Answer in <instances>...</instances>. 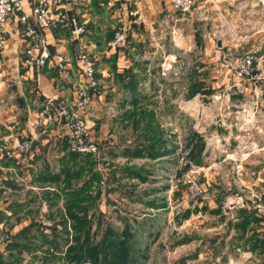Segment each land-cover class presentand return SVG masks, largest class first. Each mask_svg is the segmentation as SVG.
<instances>
[{
	"label": "rangeland",
	"instance_id": "rangeland-1",
	"mask_svg": "<svg viewBox=\"0 0 264 264\" xmlns=\"http://www.w3.org/2000/svg\"><path fill=\"white\" fill-rule=\"evenodd\" d=\"M224 6L228 8L225 3ZM142 18L145 19L144 14ZM145 20L144 28L135 29L134 36L138 37L129 35L127 47L135 45L134 51L127 47L124 49L128 66L138 65L134 69L138 75L134 87L140 94L138 103L135 106L131 103L132 88L129 85L127 89L123 87L130 79L122 76V82H119L108 67L104 78L98 73L101 84L98 93L92 98L93 107L88 106L82 116L90 139L99 149L96 156H91L95 163L93 171L99 178L88 193L92 199L95 197L88 212L94 218L91 232L95 234L93 240L100 241L105 227H111L122 240L126 239L123 241L125 250L121 253L128 251V255L125 253L128 264H206L221 251L230 258L231 235L235 238L234 244H241L240 250H237L239 253L245 247L242 245L244 241L238 239L239 235H245L246 229L238 224L243 221L245 214L253 213L263 221L262 214L255 208L257 204L264 206V198L261 199L264 197V81L256 84L244 81V85H239L234 80V63L246 54V50L230 52L226 63L221 61L223 66L211 59L217 41L221 45L224 43L223 53L226 54V49H229L225 41H229L230 37L225 34L227 27L223 19L209 31L211 46H207L205 52L190 50L186 53L182 52L181 31L183 40L191 46L193 40L198 41L199 38L197 21L185 22L183 30L181 25L177 26L180 32L176 29L175 32L166 33L162 28L153 37L148 16ZM259 22L263 23L264 18ZM227 23L232 22L229 20ZM101 24H110L106 16ZM241 25L245 27L244 23ZM104 31L100 36L98 33L95 36H102L103 39L106 35ZM259 35L254 36L255 47L264 46V39ZM241 36H245V30ZM154 43L160 46L157 51L152 47ZM253 54L257 63L264 67V55L258 56L257 52ZM208 59L212 60L211 64L207 63ZM203 60L205 67L196 66V62L201 63ZM257 63L255 66H258ZM203 78L204 84L198 83L197 80ZM12 80L10 86L3 84L0 87V121L14 119L17 128L27 130L25 125L28 122L24 120L27 116L17 114V108L24 109L22 106L26 102L28 107L36 103H31L23 96L21 91L24 86L16 74ZM242 89L246 91L245 94L239 92ZM33 111L37 112L36 107ZM139 111L144 112L142 125L150 123L153 118L151 127L158 128L163 134L164 143L161 142L159 157L147 154L130 157L124 154L135 148L143 149L145 153L149 151L150 142L145 138L149 134L148 129L142 131L141 127L135 130L133 120L129 118L140 115ZM85 114L90 115L85 119ZM37 115L32 119L29 117V125L33 124L30 133L36 139L44 138L52 142L53 146L59 140L60 132H38L40 124H36ZM45 127L47 130L54 126ZM60 131L61 135L66 132L65 128H60ZM31 137L28 131L25 134L14 132L13 141H28L26 139L31 140ZM199 137L203 141V158L201 155L193 157L197 152L194 149ZM67 154H61L54 147H45L41 151L42 160L38 163L44 164L43 168L50 176L59 174L55 182L46 181L35 187L36 184H27L26 180L25 186L22 183L19 186V182L15 183V189L5 187L7 192L3 195H8L7 201L20 205L14 208L15 214L8 220H2L7 222L4 223L5 228L8 229L9 224H32L28 233L31 243L41 245L43 237H55L60 244L64 243L67 235L64 234L61 221L68 189L60 169L64 165L62 158H66ZM59 155L62 156L60 159ZM25 157L21 160L31 162L28 155ZM32 167L39 171L42 168ZM126 168L130 172L127 173ZM72 170H76V167H72ZM135 173L141 177L135 176ZM89 177L90 174L85 173L82 179L73 178L70 184L72 188H78ZM194 186L202 193L192 198L190 193ZM58 196L59 199L54 200ZM228 222L234 224V231ZM52 227L57 229L54 235ZM69 228L70 223L67 222L68 236L71 237ZM43 253L38 251L37 256L41 258ZM127 256L131 260H127ZM242 257L234 259L232 263L245 264L246 260ZM219 261L221 264H231L230 260L219 258ZM34 264L42 263L38 260ZM45 264L69 263L53 258Z\"/></svg>",
	"mask_w": 264,
	"mask_h": 264
},
{
	"label": "crops",
	"instance_id": "crops-1",
	"mask_svg": "<svg viewBox=\"0 0 264 264\" xmlns=\"http://www.w3.org/2000/svg\"><path fill=\"white\" fill-rule=\"evenodd\" d=\"M37 3L38 0H26L23 3V10L26 13H30L32 8L37 5ZM224 3L228 5V8H225ZM110 5H115V7L121 6L123 11L119 14H115ZM65 10L76 16L78 23L83 26L84 34L82 35V41L87 49V52L92 57L100 77L103 78V74L107 72L108 67L112 73L116 72L121 75L125 70L132 66V64L128 66L124 58V49L127 47L129 39L121 49L117 50L116 53L115 51L106 50L105 42L110 39L109 37L111 35V31L113 33L116 28L124 25L128 29V37L129 35L138 37V35L134 36L136 33L135 29L139 30L144 28L146 25L145 19L147 16L150 22L149 29L152 31L151 35H153V37L154 35L157 36L158 31H160L162 28L166 31V33H169L171 31L175 32L179 25H181V30H183L185 22L193 20L198 22L197 32L199 38L197 39L198 41L193 40L191 46L187 45L183 40L184 38L182 31L180 29L177 30L178 32L181 31L180 39L182 42H179H181L183 53L189 52L190 50L193 52H205L206 47L211 46L209 42L211 33L209 31L216 27V24L219 20L223 19V23L226 24L227 27V32L225 34H228L230 37L229 41H225V44H229L227 45L229 49H226V52L228 50L226 54L223 53L222 48L224 47V43L221 45V42L217 41L213 55L211 56V59H213L214 62L217 60L219 64L223 66L221 61L226 63L228 58L227 55L231 54L230 52L237 53L241 50H246L244 53L253 54V52H257V55L261 57L264 55V46H254L256 44L254 37L256 34H260L259 36L264 39V22H259L260 19L264 18V10L257 1L253 0H195V8L188 15L175 12L169 0H109L108 3L104 0H86L85 2L79 3L70 2L65 5ZM95 10H97V12H95ZM129 11H133L136 14L131 17L127 14ZM143 14L145 15V19L142 18ZM104 16H106V20H108L110 23L109 25L101 24ZM229 20H231V24L227 23ZM241 23H244L245 27H242ZM104 29L106 35L103 36V39H101L102 36L101 38L95 36L96 33H98L100 36V33H102ZM5 30L6 41L3 50L0 51V87L3 86V84H5L6 87L10 86L9 84L12 83V79H14V75L16 74V77L21 80L22 85L24 86V90H22L21 93L24 97H27L31 103L35 102L36 105H33V107H28V102H26V104L22 106L24 109L17 108V114L27 116V118L25 117L24 119L28 122V125H25V128H28L27 130L17 128V124L15 123L14 119H7L5 122L4 120H2L3 122L0 121V145L6 144L9 147V142L10 140H13L14 132L20 131L25 134V131H28V134L32 136L31 140L26 139L32 143V151L28 154V159H30L31 162L25 163L22 161L21 158L25 157V155L22 154H16L10 159L0 156V233L6 234L9 239L5 245L0 246V264H34L35 261L38 260L42 263L40 260L44 257L42 250H36L34 253L23 251L19 259L14 260L13 257L15 255L17 256V251L11 247L13 242H15V235L21 230L27 228L29 225L28 223H19L15 225L9 224L8 229L4 227V223L7 222H3L2 220H8L12 214H15L14 208L20 205L11 203V201H7L9 199L8 195L4 196L3 194L7 192L5 187L8 189H15V183L20 182L18 185L21 186L20 184H24V182L27 180V184H36L37 186L35 187H38L41 185V183H43L38 182L36 179L38 176H41L38 174L45 175H42L43 177L49 176V173H46V168H43L44 164L38 163L39 160H42L40 155L41 151H43L45 147H54L55 150L61 154H63V152H72L69 147V139L65 135L67 133L65 132L63 135L60 134V128H63L60 122L43 123L40 124V128H38V132L42 131L43 133L45 131L47 133L53 131L54 134H58L60 132L58 135L59 140L56 142V144L53 143V146L51 145L52 142L44 138L36 139V136L31 134L29 131L33 130V124L29 125V123H31L30 119L36 117L37 114H41L45 107L47 98L54 100L56 106L62 105L68 109H72L76 100L74 91L81 81L80 70L76 62L77 46L69 35L68 31L59 29L56 34L47 35L45 37L47 42L46 49L49 55V59L47 60L46 64L43 67L30 68L24 64V49L26 42L21 40V28L17 23V20L14 18L8 19ZM37 30L40 32L39 29ZM201 30L204 31V34H202ZM243 30H245V36H241V32ZM213 33H215V30L212 32V35H214ZM250 37H253V39L249 40L248 38ZM170 39H173V37ZM152 47L155 51L160 48L158 43H154ZM127 48L131 51H134L135 45H132L131 47L129 46ZM251 49H254L255 51H252ZM122 50H124V52H122ZM58 54L63 55L69 61L65 72H60L57 70L51 60L55 55ZM115 54L116 58H113ZM38 55L39 51L36 52V56ZM211 59L207 60L208 64H211ZM257 62L258 60L256 58L255 64ZM182 64H184V62ZM205 64L206 63L204 60L201 61V63L196 62V66L205 67ZM257 64L258 66L255 67H261L259 63ZM136 67H138V65ZM136 67L134 68L135 70ZM137 77L138 75H136V78ZM197 81L201 83L205 82L204 78ZM242 85H244V83H242ZM239 92L241 94H245L246 91H243L242 89ZM7 97L8 94L6 95V98ZM188 97L190 99V96ZM93 104L94 102H90L88 106L92 105L93 107ZM35 107L37 112L34 113L33 109ZM52 110H54V107ZM88 115L90 114H85L84 118L86 119ZM46 125H51L54 127L46 130ZM17 135L21 134L18 133ZM33 140L35 141L33 142ZM200 155L203 158L204 152H201ZM61 157L62 156L59 155L58 158L60 159ZM33 165L37 166L38 168H42L40 171L37 168L34 170L32 167ZM257 170L259 169L257 168ZM19 177L21 179H19ZM263 198L264 197H261V199ZM205 208L206 207H204V209ZM8 210H11V212H8ZM228 223L233 230L234 224L232 225L231 222ZM263 226L264 225L261 220L257 224L251 223L246 229L245 235H239L238 239L243 240L244 244L242 245L245 246L242 247L243 251L240 253L237 250H240L239 247L241 244L238 242L234 244L235 238L233 239V235H231L229 247L230 250L228 251L230 258H228L227 255H224V253L222 254L221 251L219 255L218 253L214 255L213 261L207 262L206 264H221L219 258H222V260L226 261L230 260V263L233 264L232 262H234V259L237 260L242 256V258H245L246 260L245 264H264L263 250L260 248L253 249L251 243L248 242L249 238H251L252 241L264 240ZM38 251L43 253L41 258L37 256ZM198 255L199 253L197 256Z\"/></svg>",
	"mask_w": 264,
	"mask_h": 264
},
{
	"label": "built area",
	"instance_id": "built-area-1",
	"mask_svg": "<svg viewBox=\"0 0 264 264\" xmlns=\"http://www.w3.org/2000/svg\"><path fill=\"white\" fill-rule=\"evenodd\" d=\"M26 0H0V51L3 50L6 41L5 26L8 19L14 18L21 28V40L26 42L24 49V64L30 68L43 67L49 55L46 49L47 35H54L59 29L68 31L69 35L76 43V62L78 64L81 81L75 89V102L72 109L65 106H56L54 100L47 98L44 109L37 117V124L61 123L65 128L70 142L72 152L80 155L96 156L99 152L98 146L92 142L88 129L85 126L83 114L86 112L92 98L98 93L101 80L98 77V71L92 57L82 41L84 28L78 23L77 17L65 10V5L70 2H85L86 0H38L30 13L23 10V3ZM109 2V0H104ZM173 10L177 13H190L195 8V0H169ZM257 1L264 10V0ZM115 14L123 11L122 7L110 5ZM129 16L136 13L129 11ZM40 32H38V30ZM128 29L122 25L116 28L110 39L105 42L107 51L121 49L127 41ZM39 55L36 56V52ZM53 65L60 72H65L69 61L63 55H55L52 59ZM256 57L252 53L241 55L235 61L233 77L237 84L244 81L256 84L264 81V67H255ZM54 107V110L52 108ZM9 147L6 144L0 145V156L10 159L16 154L28 155L31 149V141H13L10 140ZM202 193V192H201ZM200 190L194 186L191 188V197H198ZM258 213L263 216L264 225V206L257 204ZM6 234L0 235V246L8 242Z\"/></svg>",
	"mask_w": 264,
	"mask_h": 264
},
{
	"label": "trees",
	"instance_id": "trees-1",
	"mask_svg": "<svg viewBox=\"0 0 264 264\" xmlns=\"http://www.w3.org/2000/svg\"><path fill=\"white\" fill-rule=\"evenodd\" d=\"M111 36L112 33L110 37ZM128 39L129 37L127 38V40ZM113 58L116 57L114 56ZM136 66L137 64H133L121 75L114 72L116 80L119 79V82H122L120 79L122 76L128 77L130 79V82H128L126 85L124 84L123 87L124 89H127V85H129V88H132L133 91L131 92L133 96L131 98V103L133 106L138 103L137 99L140 95L139 92L136 91V88H134L137 85V80L135 79L136 74L134 73V68ZM139 113L140 115L129 118H132L135 130L141 127L142 131L148 129L149 134H147L145 138L148 140V142H150L149 151L145 153V150H138L137 148H135L133 151H125L124 154L125 156L130 157H142L145 154L150 157H159V155L161 154L160 150L162 148L161 142L164 143L163 134L161 133V131H158V128L156 129L151 127L154 121L153 118L150 123L142 125L141 118L144 115V112L139 111ZM194 150L197 152L193 155V157H199L201 152L203 151V141L201 138L197 140V144ZM62 159V163H64V165L60 169V174L63 175V181L66 182V188L68 190L65 192V213L63 214L61 224L62 228L65 230L64 234H66L67 237L63 241V244H60L58 239L55 237L53 239L43 237L41 245L33 244L30 242L31 238L28 236L30 229L33 227V225L31 224L15 235V242H13L11 247L17 251V256L15 255L13 257L14 260H18L23 251L34 253L36 252V250H42V252H44L42 264L51 261V259L53 258L61 259L64 263L69 264H82L86 262H90L92 264H128V262L125 261V253L126 255H128V251H125V253H121L122 250H125L123 246V243L125 242L123 241L126 239L122 240L119 235H116V232L114 233V230H112L111 227H109L108 225L105 227V229L103 230L104 232L102 233L103 238L100 241L93 240L95 238V234L94 232H91L94 218H92L88 212L92 208V202H95V197H93L92 199V197L88 193L91 191L94 182L99 178V175L93 171V168L95 166L93 158L91 157V155H80L77 153L69 152L66 158ZM72 167H76V170H72ZM125 171L130 172L128 168H126ZM85 173L90 174V177L84 180L78 188H72L70 181L73 178H76L78 180L82 179ZM38 175H41L36 179L38 182H55L59 178V174L51 176L49 175L48 177H43L45 176L43 174ZM135 176L141 177V175L137 173H135ZM56 198L59 199V196L54 197V200H56ZM97 198H99V194L97 195ZM260 220L262 221V218L256 217L253 213H249L245 214V218L243 219V221H240V223L238 224L245 230L251 223L257 224ZM67 222L70 223L69 229H71L72 231L71 237L68 236L69 232L67 231ZM52 230L54 235V232L57 231V229L56 227H52ZM127 234V231H125V235ZM248 242L251 243L253 249L260 248L264 252V240L252 241V239L249 238ZM110 249H114V251L109 252ZM132 255H135V253H133ZM126 259L131 260V258L128 256L126 257Z\"/></svg>",
	"mask_w": 264,
	"mask_h": 264
},
{
	"label": "water",
	"instance_id": "water-1",
	"mask_svg": "<svg viewBox=\"0 0 264 264\" xmlns=\"http://www.w3.org/2000/svg\"><path fill=\"white\" fill-rule=\"evenodd\" d=\"M184 15H188L189 13H183Z\"/></svg>",
	"mask_w": 264,
	"mask_h": 264
}]
</instances>
